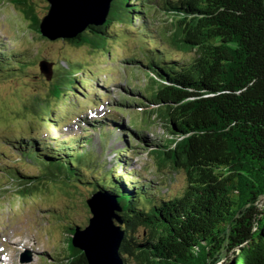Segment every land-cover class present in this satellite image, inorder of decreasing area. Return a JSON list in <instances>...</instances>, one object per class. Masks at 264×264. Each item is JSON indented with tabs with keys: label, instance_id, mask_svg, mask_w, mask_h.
I'll use <instances>...</instances> for the list:
<instances>
[{
	"label": "trees",
	"instance_id": "trees-1",
	"mask_svg": "<svg viewBox=\"0 0 264 264\" xmlns=\"http://www.w3.org/2000/svg\"><path fill=\"white\" fill-rule=\"evenodd\" d=\"M13 2L30 21L29 28L49 40L42 35L41 20L29 1ZM157 10L167 13L169 31L150 30ZM140 20L144 27L139 32L147 38L152 35L154 44L146 60L133 57L127 64H136L149 78V86L127 90L131 97L117 107L141 110L153 122L167 124L162 144L152 145L138 129L132 135L152 148L160 171L171 168L185 173L184 190L159 200L148 186L134 184L135 190H128L120 178L94 176L91 183L83 173L84 155L34 138L26 154L41 172L29 176L11 169L9 182L15 184L11 198L39 202L57 187L74 190L70 181L75 178L79 185L92 186L93 193L116 196L122 209L124 264H131L130 259L138 264H224L236 248L232 264H264V212L259 211L264 198V0H113L104 24L89 25L74 38L58 40L107 54L108 45L119 36L112 27ZM69 80V74L59 73L51 82L50 101H33L42 127L57 122L53 121L56 110L52 105L47 108L50 103L58 104L64 95H81L80 86ZM38 127L15 125L20 131ZM133 148L130 144L128 152ZM128 161L119 156L120 164ZM88 224L89 220L67 224L63 248L69 253L56 262L88 264L72 242L76 230ZM141 228L144 235L139 234Z\"/></svg>",
	"mask_w": 264,
	"mask_h": 264
},
{
	"label": "rangeland",
	"instance_id": "rangeland-1",
	"mask_svg": "<svg viewBox=\"0 0 264 264\" xmlns=\"http://www.w3.org/2000/svg\"><path fill=\"white\" fill-rule=\"evenodd\" d=\"M13 1L0 0V36L6 39V42L9 40L8 45L12 48L10 50L28 51L27 61L30 65H27L29 68L26 72L25 67H23V72L14 67L0 69V251L5 253L0 254V258L8 261V264H20L19 255L25 251V248L18 247L16 243L19 242L20 244L26 243L28 246L34 245L36 255L34 262L30 264H62L56 262L55 258L59 261L69 253L67 248H63L67 247L65 227L68 223H84L89 220L91 213L85 200L94 194L93 188L87 184L79 185L75 178H71L70 184L75 187L74 190L67 189L66 191L61 187V191L60 187H57L45 197L46 199L43 198L39 202L23 203L20 198H11L15 194L13 191L15 184L9 182L8 169L15 168L29 176L40 174L41 169L27 158L18 159L19 151L11 150L2 136L3 134L12 135L18 123L38 127L41 124L38 120L39 110L38 108L36 110L33 101L35 99L50 101L51 82L59 76V73L66 72L64 69L70 70L72 66L74 73L85 70V74L94 72L97 77L100 76L96 89L81 91L82 95L90 93L89 95L93 97L94 93L99 91L103 95H109L112 99H118L122 86L129 89L133 87L136 90L148 88L149 78L138 70L136 64L128 65L127 61L133 57L146 60L149 43L142 42L140 46L141 38L137 34L140 28L139 22L134 23V26H131L132 24L114 25L112 29L119 36L108 45L107 54L99 50L91 52L89 46L76 48L64 40L41 39L39 34L29 28L30 21L25 18L23 12L16 8ZM28 1L35 16L41 20L48 12L47 0ZM157 11L153 15L154 25H150L151 29L166 27V31H169L168 27L171 23L166 21L167 13L163 10ZM143 38L147 39L146 36ZM150 40L153 41L152 38ZM140 50L143 51L140 52ZM177 55L180 58L187 57L183 52ZM42 59L52 63L53 78L50 81L39 69V62ZM105 80L108 82H104ZM76 101L78 103L74 95L70 97L64 95L58 104L52 102L47 108L52 105L54 110H57L59 106H62L60 115L64 111L72 121H75V125L63 126L58 131L62 139L75 136L81 138L83 142L88 135L86 136L84 129L78 127L79 119L83 123L85 120L87 123H92L107 116L108 101L104 98L101 103L96 100L97 105L85 108V111L81 108L82 113L75 115L73 108L77 104ZM126 112L131 115L135 114V117L139 118V128L147 129L159 144L166 142L167 124L165 122L155 123L150 120L149 114L141 110ZM124 120L128 122L129 117L125 115ZM131 125L134 124L131 123ZM85 129L88 130V128ZM91 137L92 146L87 147V150L93 151V154L88 156L90 158L87 162L91 163L94 168L85 167L83 173L90 177L89 181L93 183L94 176L109 177L110 170L117 167L116 152L118 149H123L124 144L119 140L120 135L111 137L107 141L101 139L99 133H93ZM134 153L130 157H134L135 161L129 169H137L143 173L147 183L151 184L150 189H153L159 200L169 199L184 190L186 186L184 172H174L171 168L165 171L162 168L160 171L157 165L159 161L151 154L150 149L137 148ZM2 187H5L4 190ZM259 211L264 212V198L260 199ZM139 232L140 235H144L145 229L141 228ZM238 251L239 248L231 251L224 264H232L234 255ZM39 252L43 253L39 256ZM130 260L131 264H138L135 259Z\"/></svg>",
	"mask_w": 264,
	"mask_h": 264
},
{
	"label": "water",
	"instance_id": "water-1",
	"mask_svg": "<svg viewBox=\"0 0 264 264\" xmlns=\"http://www.w3.org/2000/svg\"><path fill=\"white\" fill-rule=\"evenodd\" d=\"M49 9L41 19L42 35L55 41L71 39L83 33L89 25H102L106 21L113 0H47ZM40 70L51 80L52 64L40 62ZM91 217L84 230H76L73 246L81 250L88 264H124L120 248L123 240L122 211L114 196L96 192L86 200ZM120 223V225H119ZM31 258H24L23 261Z\"/></svg>",
	"mask_w": 264,
	"mask_h": 264
}]
</instances>
